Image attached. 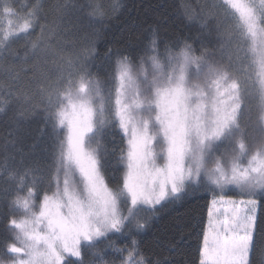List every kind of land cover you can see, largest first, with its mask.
<instances>
[{
	"label": "snow or ice",
	"instance_id": "obj_1",
	"mask_svg": "<svg viewBox=\"0 0 264 264\" xmlns=\"http://www.w3.org/2000/svg\"><path fill=\"white\" fill-rule=\"evenodd\" d=\"M38 9L39 0L15 28L8 20L10 34H30L39 21ZM4 11L16 14L13 7ZM228 17L237 20L248 41L264 101V0H219L217 12L199 23L207 27L214 20L223 35ZM149 50L138 63L128 56L116 59L108 96L86 64L71 60L66 73L45 89V111L63 130L55 187L39 200L29 187L26 195L9 201L8 258L0 257V264H94L84 259L85 246L101 257L98 264H128L138 253V242L132 240V249L116 247L111 235L143 230L160 206L201 190L211 192L212 199L199 264H252L256 210L264 199V139L250 145L240 122L247 84L229 66L213 62L206 48L197 54L184 42L179 51L165 45L161 55L153 39ZM10 103L6 100L0 113ZM101 125L123 133L120 147L110 150L116 153L111 173L104 170L98 149L88 146ZM227 140L234 145L230 167L224 168L219 157L208 167V154ZM14 176L10 173L9 179ZM231 189L244 198L222 195ZM108 248L127 256L105 260ZM139 264H149L142 253Z\"/></svg>",
	"mask_w": 264,
	"mask_h": 264
},
{
	"label": "trees",
	"instance_id": "obj_2",
	"mask_svg": "<svg viewBox=\"0 0 264 264\" xmlns=\"http://www.w3.org/2000/svg\"><path fill=\"white\" fill-rule=\"evenodd\" d=\"M38 0H4L15 15H0V31L9 28L12 18L15 28ZM219 0H39V21L30 34L13 36L0 49V107L10 100L0 113V257L7 259L4 242L10 239L6 230L9 201L16 195H26L29 187L36 189V199L55 187L62 149L63 130L56 129L55 119L45 109L48 100L45 89L66 73L68 61L86 64L100 81L102 94L108 96L113 84L115 61L128 56L132 62L150 54L148 42L155 30L159 38L160 54L165 45L179 51L184 42L193 45L197 54L209 50V58L230 67L233 75L247 84L240 122L246 129L250 145L264 136L260 118V91L248 41L241 36L238 22L228 17L222 24L223 35H218L215 21L201 27L199 21L217 12ZM91 13V15L89 14ZM194 15L196 19L189 20ZM43 28V31H41ZM36 43L33 49L32 44ZM95 51L90 55L89 49ZM87 57V59H85ZM192 76H196L193 71ZM109 103L112 98L108 97ZM109 111L111 109L109 108ZM23 113V114H21ZM123 133L114 125H101L89 137L90 145L98 149L104 170L113 171L116 153ZM234 145L231 140L221 142L207 156L206 163L217 158L230 160ZM108 153L107 158L105 153ZM210 157V158H209ZM230 163V162H229ZM117 169V171H121ZM15 176L9 179V174ZM24 180H20V176ZM201 181L212 185L206 177ZM23 184V187L18 185ZM7 189V191H5ZM232 195L234 193H226ZM211 192L198 191L160 206L143 230L127 235L112 234L114 246L132 249V240L139 254L149 264H199L203 233ZM260 199V198H258ZM103 245V241L99 242ZM255 247L252 264H264V199H260L256 217ZM127 252L115 253L108 248L103 259H125ZM84 259L94 264L101 260L93 250L84 248ZM75 262V258H73Z\"/></svg>",
	"mask_w": 264,
	"mask_h": 264
},
{
	"label": "rangeland",
	"instance_id": "obj_3",
	"mask_svg": "<svg viewBox=\"0 0 264 264\" xmlns=\"http://www.w3.org/2000/svg\"><path fill=\"white\" fill-rule=\"evenodd\" d=\"M11 20H12V18H10ZM9 19V20H10ZM14 24H16V22H13L12 23V25H14ZM9 25V24H8ZM254 67H255V73H256V77H257V81H258V87H259V91H260V85H259V77L257 76V69H256V66L254 65ZM193 78H195V76H192ZM197 81H193V83H196ZM259 111H260V118H261V123H262V125L264 126V119H262V118H264V101H262L261 100V94H260V106H259ZM261 139H264V136L261 138ZM88 146L90 147V148H94V147H92L91 145H90V141L88 140ZM62 148H63V146H62ZM61 151H62V149H61ZM208 155H210V154H208ZM210 158V157H209ZM206 160H208V158H206ZM60 161V160H59ZM221 161V163H222V166L224 167V168H229L230 167V164H231V160H226V161H222V160H220ZM230 162V163H229ZM215 164H216V161H214L213 159H211V162H209L208 164H207V166L208 167H214L215 166ZM59 165H60V162H59ZM203 178H204V176H202ZM201 177V178H202ZM226 193H234V194H232V195H226V194H224V193H222V195H224L225 197H231V198H233V199H236V200H239V199H243L244 197H241L234 189H231V190H226L225 191ZM258 199V198H257ZM257 212H258V207H257V210H256V217H257ZM128 264H139V258L136 256V255H134L133 256V259H132V261H129L128 262Z\"/></svg>",
	"mask_w": 264,
	"mask_h": 264
},
{
	"label": "clouds",
	"instance_id": "obj_4",
	"mask_svg": "<svg viewBox=\"0 0 264 264\" xmlns=\"http://www.w3.org/2000/svg\"><path fill=\"white\" fill-rule=\"evenodd\" d=\"M6 7H12L10 4H5L4 3V0H0V15H3V16H7L8 14L4 11V9ZM4 26L3 25H0V28H3ZM13 37V35L10 34V29L7 28V29H4L3 31H0V49H2L3 47L6 46L7 42ZM153 39H156L157 40V43H158V40L159 38L157 36H151L149 42H148V46L151 45V42Z\"/></svg>",
	"mask_w": 264,
	"mask_h": 264
}]
</instances>
